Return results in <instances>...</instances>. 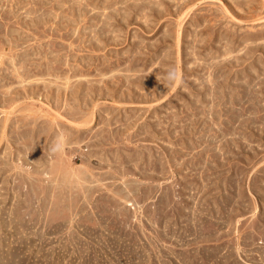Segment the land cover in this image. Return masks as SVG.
Listing matches in <instances>:
<instances>
[{
  "label": "rangeland",
  "instance_id": "374dc122",
  "mask_svg": "<svg viewBox=\"0 0 264 264\" xmlns=\"http://www.w3.org/2000/svg\"><path fill=\"white\" fill-rule=\"evenodd\" d=\"M0 264H264V0H0Z\"/></svg>",
  "mask_w": 264,
  "mask_h": 264
},
{
  "label": "clouds",
  "instance_id": "9594fccd",
  "mask_svg": "<svg viewBox=\"0 0 264 264\" xmlns=\"http://www.w3.org/2000/svg\"><path fill=\"white\" fill-rule=\"evenodd\" d=\"M59 147H60L59 145H55L52 150L53 151H58L59 150Z\"/></svg>",
  "mask_w": 264,
  "mask_h": 264
}]
</instances>
